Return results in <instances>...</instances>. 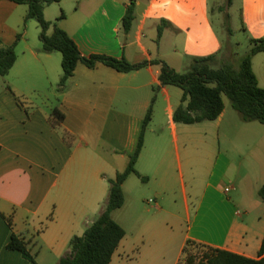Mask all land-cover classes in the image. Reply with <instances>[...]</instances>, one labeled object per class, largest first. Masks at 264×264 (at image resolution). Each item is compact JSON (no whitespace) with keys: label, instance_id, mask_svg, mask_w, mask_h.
Returning a JSON list of instances; mask_svg holds the SVG:
<instances>
[{"label":"crops","instance_id":"obj_1","mask_svg":"<svg viewBox=\"0 0 264 264\" xmlns=\"http://www.w3.org/2000/svg\"><path fill=\"white\" fill-rule=\"evenodd\" d=\"M129 2L61 0L57 4L71 16L66 13L57 24L84 57L105 55L132 64L162 60L182 73L193 58L221 52L210 0H138L132 29L125 35L121 28ZM241 3L246 32L252 39L264 37V0ZM27 13L26 5L0 1V47L15 46L17 54L9 74L0 79V264L60 263L71 251L72 239L82 236L104 210L109 180L127 168L154 97L136 168L147 181H160L154 192L157 210L151 218L140 213V224L131 233L117 221L126 236L110 264H127L130 256L131 264H182L188 242L259 259L264 128L243 119V125L228 123L239 136L230 139L222 133L226 148L216 156L198 210L205 206L206 211L200 217L197 213L186 230L175 211L166 209L176 202L175 164L181 169L184 159L191 168L194 125L174 121L183 91L166 86L155 92L161 85L159 65L124 74L103 64L95 69L79 64L60 89L62 54L42 52L40 27L35 20L26 21ZM44 14L47 21L58 19L49 6ZM55 109L64 115L56 127L50 120ZM225 121H230L226 105L216 123L220 127ZM171 138L177 160L171 158ZM224 178L232 182L230 192L247 193L244 203L221 198L217 184ZM13 234L24 240L34 262L7 249Z\"/></svg>","mask_w":264,"mask_h":264},{"label":"trees","instance_id":"obj_2","mask_svg":"<svg viewBox=\"0 0 264 264\" xmlns=\"http://www.w3.org/2000/svg\"><path fill=\"white\" fill-rule=\"evenodd\" d=\"M3 1V0H0ZM18 5L28 6L26 21L35 20L41 30L40 40L42 52L62 54V77L59 83L63 89L74 76L79 64L89 69H95L98 64H103L119 73L129 74L150 65H159L160 83L155 92L161 87H178L183 91L182 104L174 113V121L178 124L195 125L204 122L216 121L225 109L223 96L226 95L232 108L240 114L245 122H259L264 125V87H260L259 80L253 69V59L264 53V37L251 39V49L242 58L240 67L236 68L231 62H224L216 67L217 55L193 58L192 64L183 72H177L165 61L153 60L140 64H132L125 58L117 59L105 55H92L84 57L71 38V36L58 26V22L65 18L61 16L50 22L45 18V8L61 0H7ZM138 0H130L122 20V33L127 35L135 20L136 4ZM229 6L233 0H228ZM53 27V33L49 34ZM163 28H159L158 36L161 37ZM230 35L232 30L229 29ZM17 60L15 46L0 47V79L6 77ZM155 97L145 115L142 130L135 153L130 157L127 168L117 174L115 179L109 180V196L105 208L98 219L91 224L86 232L74 237L70 243L71 251L60 260L59 264H110L120 243L126 236L124 228L113 218V213L121 209L126 202L123 189L124 183L131 176H136L142 181L136 165L144 147L146 131L152 121ZM54 127L63 124L64 115L55 109L50 117ZM259 196L264 200V185L259 191ZM191 244V242H188ZM7 249L21 253L26 259L34 262L27 249V244L17 235L13 234L7 244ZM202 264H264V239L259 252V259H250L225 250L206 248ZM187 263L195 264L191 256Z\"/></svg>","mask_w":264,"mask_h":264},{"label":"rangeland","instance_id":"obj_3","mask_svg":"<svg viewBox=\"0 0 264 264\" xmlns=\"http://www.w3.org/2000/svg\"><path fill=\"white\" fill-rule=\"evenodd\" d=\"M49 10L54 13V17L59 18V15L62 14L61 10H63V8L58 4H52L49 6ZM66 11L67 12L63 10V13L65 15L67 13L71 16V12L68 10ZM210 12L214 27L223 42L221 54L218 56V61H216V67H219L224 62L229 61L233 63L236 68H239L242 58L251 49L250 40L252 39V36L244 29L241 0H233V4L231 6H229L228 0H210ZM55 19L56 18H54V20ZM229 29L232 30L231 35L229 33ZM253 66L258 77L260 87H264V53L254 57ZM2 82L3 81H0V84H2ZM174 88H176L175 90H181L178 87ZM223 99L227 108V116L230 118V121L226 122V120L220 127L217 125L216 121H208L200 125L191 126V128L194 129V132L192 133L193 145L191 168L189 169V167H185L184 159L182 160L183 166L181 169L177 163L175 164L174 173L176 178V202H173L171 206L168 204L166 209L171 212L175 211L180 223H182L186 230L188 225L195 222L197 213L200 217L201 214L206 211L204 206V208L198 212L203 193L211 180V171L216 156L220 149L226 148L227 142L225 138L222 137V133H227L230 139L237 137L239 134H236V132L232 130V127L229 128L227 125L228 123L233 122H238L243 125L240 114L232 108L229 98L224 95ZM251 126H255L259 129L264 128V125L259 122H256ZM166 135L170 138V131L167 132ZM170 145L172 155L171 158L173 157V159L177 160V150H175L173 146L172 138ZM179 146L181 150V144ZM209 152H211V156L208 157ZM229 154L232 158L236 155L231 151ZM211 183L214 185L217 184L215 181ZM159 184L160 181H156L154 179H152L151 182L142 181L136 176H131L126 181V203L123 208L114 214V218L116 221L124 223L130 233L135 231L136 225L140 224V213L151 218L157 210V200H155L154 192L157 188H159ZM231 185L232 182H230L228 178H224L222 182L217 184L218 191L220 193L222 192L221 198H224L225 200L237 199L238 202L244 203L242 197H247V193L244 192L242 195L237 190L230 193L224 192L225 188H230L232 187ZM139 248L137 247L136 254H138ZM207 250L208 249L203 246L190 244L186 250V255L182 259V264H189L187 261L190 256L195 259V264H202L204 253L207 252ZM133 257L134 256H130V258H128L127 264H131L132 261L130 259Z\"/></svg>","mask_w":264,"mask_h":264},{"label":"built area","instance_id":"obj_4","mask_svg":"<svg viewBox=\"0 0 264 264\" xmlns=\"http://www.w3.org/2000/svg\"><path fill=\"white\" fill-rule=\"evenodd\" d=\"M226 192H230V189H229V188H227V189H226Z\"/></svg>","mask_w":264,"mask_h":264}]
</instances>
